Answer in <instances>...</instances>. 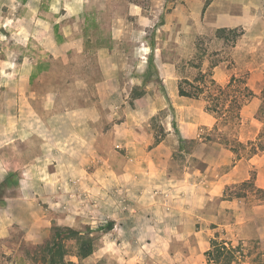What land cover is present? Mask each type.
Returning a JSON list of instances; mask_svg holds the SVG:
<instances>
[{"label": "rangeland", "instance_id": "obj_1", "mask_svg": "<svg viewBox=\"0 0 264 264\" xmlns=\"http://www.w3.org/2000/svg\"><path fill=\"white\" fill-rule=\"evenodd\" d=\"M25 1L0 0V264H34L53 227L93 231L94 252L79 264H185L172 255L185 252L182 242L166 231L152 233L149 215L135 211L134 187L120 180L132 157L118 131L124 101L138 114L136 130L171 148L168 178L203 167L193 156L197 141L180 140L187 123L199 121L204 142L229 148L247 166L249 180L236 186V195L248 196L250 205L264 201V190L254 185L258 174L264 179V150H254L264 148V0H219V10L249 12L245 27L224 33L213 27L218 13L207 14L213 0H92L90 50L67 63L45 45L26 42L36 29L28 18L53 23L55 14L45 8L36 16ZM95 1L104 2L100 11ZM55 12L73 38L74 9ZM108 34L117 37L108 43L109 61L95 52ZM102 60L114 65L113 82L104 88ZM24 61L33 65L32 75ZM157 69L172 76L167 84ZM200 71L221 87L231 77L246 82L252 97L238 117L230 106L235 88L215 94L224 103L219 115L206 111L204 96H178V83L192 82ZM255 219L264 225V217ZM109 223L110 231L94 232ZM67 247V258L78 263L70 240ZM242 248L232 262L264 264V240Z\"/></svg>", "mask_w": 264, "mask_h": 264}, {"label": "crops", "instance_id": "obj_2", "mask_svg": "<svg viewBox=\"0 0 264 264\" xmlns=\"http://www.w3.org/2000/svg\"><path fill=\"white\" fill-rule=\"evenodd\" d=\"M218 1L213 0L207 9V14L218 13L213 20V27L216 29L245 27L249 18L247 9L241 10L243 12L240 17L237 13L231 12L235 9L233 7L230 13H227L226 7L217 9ZM91 5L92 0H26L24 6L36 13V16L45 8L55 14L53 23L43 22L37 17L28 18L36 29L33 30V34L28 35L29 37H24L26 42L35 40L45 45V50L53 58H59L64 63L69 62L73 55L74 60L78 59L80 55L90 50V44L94 39L89 33V27L94 21H91L90 17V12L94 10ZM93 5L100 11L104 2L98 4L95 1ZM131 5L135 9L139 7L135 2ZM72 9H74L72 15L74 29L71 34L73 33L74 37L69 38L57 21L61 12L56 14L55 11H63L66 14ZM22 20L24 19H17V21ZM95 22L99 24L98 20ZM100 38L103 39V35ZM116 38L115 34H108L107 43L103 39V43L96 46L95 52L98 58H106L109 61L113 57V47L108 43ZM139 49L141 47H135L137 56H141ZM25 62L22 63V67L26 65L24 68L30 69L28 74L32 75L33 65L31 63L27 65ZM100 66L105 70L102 71L104 78L101 83L104 88L113 82L110 71L114 69V65L102 60ZM157 70L163 84H167L172 76L165 72L167 69ZM138 86L140 85L136 84L135 88H140ZM139 101L140 99H136L133 103ZM123 104L126 106V111L118 131L119 135L126 139L124 146L132 157L119 177L125 184L134 187L135 202H139V205L136 203L135 211L149 215L152 233L157 235L166 231L174 240L182 242L185 252L181 254L173 252L172 255L181 256L185 264H197V261L203 264L206 259L205 254L211 249V242L215 240L223 243L227 248L234 249V258L239 261L237 255L239 251H243V244L247 245L253 240H264V225L257 224L255 219V217H264V201L250 205L248 196H237L234 192L238 184L249 180V175L247 166L241 160H236L229 148L216 142H210L208 145L209 142H204L202 135L196 129L201 123L189 122L188 127L180 132V140L197 141L193 156L203 167L186 168L181 177L168 178L167 168L172 156L171 148L165 146L164 141L154 142L153 134L148 131H137L135 125H139V121L136 110L131 107L130 102L124 101ZM74 136L78 138L79 134L74 133ZM254 185L258 190H264V179L261 174L254 178ZM166 192L167 199L163 197ZM167 246L169 247L170 244ZM231 264L238 263L234 261Z\"/></svg>", "mask_w": 264, "mask_h": 264}, {"label": "trees", "instance_id": "obj_3", "mask_svg": "<svg viewBox=\"0 0 264 264\" xmlns=\"http://www.w3.org/2000/svg\"><path fill=\"white\" fill-rule=\"evenodd\" d=\"M210 1V0H208ZM226 32L225 29L218 30V33ZM231 32V31H229ZM242 89H241V86ZM185 86V87H184ZM188 87V89L186 88ZM178 96L192 99H199L205 97L206 111L213 112L215 114H221L224 103H221V99L215 95L216 93L223 94L225 88H235L234 97L230 102L232 111L238 113L241 110L242 105L252 97L251 91L246 86L245 81H238L234 77H231L225 87H221L216 84L212 78L211 73L199 72V76L192 82L188 80H182L178 83ZM210 99L212 103L209 102ZM258 150H264L261 146L254 148ZM112 224L109 223L105 227H98L94 232L106 233L112 229ZM93 231L89 230L86 234L62 227H53L50 238L45 242L44 246L38 249L34 255V264H79L80 261L89 257L95 249V237L92 235ZM71 241L74 248V258L77 262H74L67 258L68 247L67 241ZM235 250L227 248L223 243H219L215 240L211 242V249L206 252L205 256L208 262L214 264H230L234 259Z\"/></svg>", "mask_w": 264, "mask_h": 264}]
</instances>
